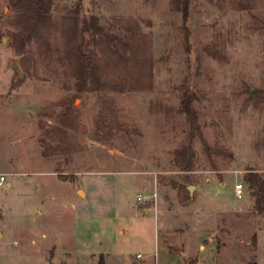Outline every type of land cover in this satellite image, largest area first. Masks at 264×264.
I'll list each match as a JSON object with an SVG mask.
<instances>
[{
  "label": "rangeland",
  "instance_id": "rangeland-1",
  "mask_svg": "<svg viewBox=\"0 0 264 264\" xmlns=\"http://www.w3.org/2000/svg\"><path fill=\"white\" fill-rule=\"evenodd\" d=\"M77 2L55 0L22 50L0 0V264H264L247 182L264 178V0H193L188 44L175 0H82L80 26L122 55L84 31L106 63L83 92Z\"/></svg>",
  "mask_w": 264,
  "mask_h": 264
},
{
  "label": "trees",
  "instance_id": "trees-1",
  "mask_svg": "<svg viewBox=\"0 0 264 264\" xmlns=\"http://www.w3.org/2000/svg\"><path fill=\"white\" fill-rule=\"evenodd\" d=\"M55 0H10L11 5L16 10V24L18 31L12 34L14 47L24 49L25 44L39 32L42 24L46 23L51 17V12ZM177 9L182 15V28L185 32V43L190 41L189 37V15L193 0H175ZM82 9V0H78L75 8L72 10L71 23L69 26L68 43L71 46L67 57L74 65L72 71L77 78L76 85L79 92H83L88 87V79L97 80V73L101 69L103 63H106V58H99L94 52H91L88 47L90 43L85 44L83 41V33L86 30H93V37L99 35L100 45L107 56L113 60L122 58L118 54V46L114 43L115 35L113 36L107 30L95 27L92 21L82 20L80 26V12ZM124 45V44H122ZM121 45V46H122ZM88 84V85H87ZM187 96V95H185ZM189 99H191L189 97ZM185 98L183 104H180L179 111L190 118L193 115V104ZM247 182L250 189L253 191L254 207L257 212H264V178L257 172H250L247 175Z\"/></svg>",
  "mask_w": 264,
  "mask_h": 264
},
{
  "label": "built area",
  "instance_id": "built-area-1",
  "mask_svg": "<svg viewBox=\"0 0 264 264\" xmlns=\"http://www.w3.org/2000/svg\"><path fill=\"white\" fill-rule=\"evenodd\" d=\"M8 181H7V176L3 173H0V187H3L5 184L7 185ZM235 192V197L239 200L243 199L245 196V187L244 184H238L235 186L234 189ZM138 257H141L140 255H138Z\"/></svg>",
  "mask_w": 264,
  "mask_h": 264
},
{
  "label": "crops",
  "instance_id": "crops-1",
  "mask_svg": "<svg viewBox=\"0 0 264 264\" xmlns=\"http://www.w3.org/2000/svg\"><path fill=\"white\" fill-rule=\"evenodd\" d=\"M145 179H143V181H144ZM7 186H11V183L10 182H8L7 183ZM145 199H150V198H147L146 196H144L143 197V200L140 202V204H142L143 203V201H145ZM0 236H2L1 235V232H0ZM170 237H172L171 235H170ZM166 242H168L169 243V240H166ZM172 248L174 247V248H176V249H179V248H181V247H179V245H182L181 243H179V245H171V244H169ZM201 248H202V244L199 246V250H197L196 251V254L194 253V254H191L190 256H188V258H190L191 256H195V255H200V253L199 252H201ZM198 260H199V257H198ZM155 261V263L157 264L158 263V260H154ZM197 264H198V261L196 262ZM126 264H128V262H126Z\"/></svg>",
  "mask_w": 264,
  "mask_h": 264
},
{
  "label": "water",
  "instance_id": "water-1",
  "mask_svg": "<svg viewBox=\"0 0 264 264\" xmlns=\"http://www.w3.org/2000/svg\"><path fill=\"white\" fill-rule=\"evenodd\" d=\"M15 59H17V57H15ZM12 70L14 71V73L16 74L18 72V67L17 66H13ZM190 190H193V187H190ZM186 254L183 253L182 256H185Z\"/></svg>",
  "mask_w": 264,
  "mask_h": 264
}]
</instances>
